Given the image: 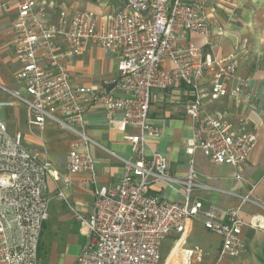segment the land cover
Masks as SVG:
<instances>
[{"label": "built area", "instance_id": "built-area-1", "mask_svg": "<svg viewBox=\"0 0 264 264\" xmlns=\"http://www.w3.org/2000/svg\"><path fill=\"white\" fill-rule=\"evenodd\" d=\"M115 1L120 8L102 22L91 12L66 9L50 22L40 0L0 5L5 12L10 3L17 8L12 43L19 64L16 80L23 90H11L0 82V264H39V242L49 219V176L64 184L58 196L87 239L75 264H161L164 241L175 236L182 241L194 220L221 238L223 255L237 259L246 251L240 237V208L222 210L193 200L196 190L209 189L200 183L196 153L238 168L256 146L255 133L238 130L223 116L204 109L205 99H241L248 80L238 76L239 53L225 58L203 54L197 44L186 41L187 35L199 34L212 45L209 0ZM92 46L117 58L120 75L114 89H108L109 84L73 85L70 64ZM182 88L195 98L185 105L193 123L187 143L191 166L185 178H178L171 174L168 158L152 148L161 129L151 120L150 110L155 91ZM2 95L12 101L2 100ZM16 102L26 108L27 133L43 146L48 124L74 138L63 175L30 149L23 133H10L4 111ZM94 109L102 110L104 121L114 128L128 130L124 140L130 156L123 159L121 181L98 187L85 213L69 202L66 190L79 173H88L96 182V162L89 151L93 140L86 132L87 115ZM159 185L176 191L182 200L151 194ZM240 198L253 202L250 196ZM192 255L190 251L188 258Z\"/></svg>", "mask_w": 264, "mask_h": 264}, {"label": "crops", "instance_id": "crops-1", "mask_svg": "<svg viewBox=\"0 0 264 264\" xmlns=\"http://www.w3.org/2000/svg\"><path fill=\"white\" fill-rule=\"evenodd\" d=\"M40 1L45 3L50 22L57 20L61 10L75 9L74 6L58 5L55 2L50 5L51 0ZM6 2L9 0H0V5ZM95 10L100 13L103 9ZM209 13L213 31L210 40L212 45L199 34L187 35L186 41L197 44L203 54L212 53L221 58L238 52V76L248 80V84L243 89L240 100L230 97L219 101L205 99L204 109L207 113L223 116L238 130L255 133L257 142L247 163L238 168L216 164L200 152L196 153L193 156L194 166L200 183L209 189L196 190L193 200L201 201L206 207L218 206L222 210L240 208V237L245 243L246 251L237 259L223 255L221 238L207 231L201 220H194L189 223L186 236L174 247L166 264H182L180 260L174 262V259L183 244H187L190 251L195 248L200 250L202 261L195 264H264V0H209ZM16 14L14 3L8 5L7 12L0 9V37L9 43V59H13L19 66L12 43V23ZM104 15H98L101 22ZM2 51L3 48L0 49ZM4 62L6 60L0 58V66ZM69 71L76 87L109 84L107 88L114 89V82L120 75L117 58L99 46H92L88 52L75 58ZM210 79L208 77L205 80V88L209 87ZM0 82L11 90L23 93L17 81H12L1 73ZM194 98L193 92L187 88L177 92L155 91L153 94L150 118L161 129V137L152 143V148L168 158L170 172L178 178H185L191 166L192 157L187 151V143L192 135L193 123L185 111V105ZM1 99L12 101L5 98V95ZM10 108H13V118L18 126L15 131L23 133L30 149L39 152L42 158L51 162L54 172L63 175L74 138L48 124L43 146L27 133L26 108L17 102ZM4 118L9 127L10 124L5 116ZM86 132L93 140L89 151L96 162V182H91L88 173H79L72 177V184L66 190L69 202L85 213L90 211L98 187L115 185L121 181L123 159L130 156V145L124 140L128 130L114 128L105 122L102 110L94 109L88 113ZM47 185V193L51 199L49 219L43 226L45 231L42 235V230L41 237L53 243L59 240L53 247L51 264H75L85 244V237L76 231L77 224L72 212L58 196L59 190L64 187L62 181L57 182L49 176ZM150 192L164 200H182V195L162 185L152 188ZM229 192L237 196L230 195ZM245 196H250L253 202L243 203L240 197ZM62 245L65 246V253L60 252Z\"/></svg>", "mask_w": 264, "mask_h": 264}, {"label": "rangeland", "instance_id": "rangeland-1", "mask_svg": "<svg viewBox=\"0 0 264 264\" xmlns=\"http://www.w3.org/2000/svg\"><path fill=\"white\" fill-rule=\"evenodd\" d=\"M56 3L58 5H68L69 7L74 6V10L79 11H88L96 16L103 15V14H109L113 13L114 11L118 10L120 8L119 3L115 0H51L50 5L52 3ZM100 8L103 9L102 12L98 13L95 9ZM104 15V16H105ZM3 48L4 51L0 52V58L6 60V63H3V66H0V73L2 76L9 78L10 80L16 82V73L18 72L19 66H17L16 62L11 58L10 55V47L9 43L6 39H4L2 36L0 37V49ZM15 77V78H14ZM10 88V87H9ZM5 98H10L8 95H5ZM22 107L23 105L20 104ZM4 116L7 119V122L9 125V131L10 133H15V129L18 127L16 124V120L13 118V108L6 107L4 111ZM69 208V207H68ZM70 209V208H69ZM71 211V209H70ZM72 212V211H71ZM75 222H76V231L78 234H82L85 237L84 231L81 229V226L79 222L77 221L74 213L72 212ZM45 228L43 230L42 235L44 234ZM46 239V238H45ZM44 237H41L40 246H39V258L38 262L40 264H51L52 263V257L54 255L53 247L55 244L59 243V240L57 239L54 243L51 242V240L47 241ZM179 241V237H168L163 244V250H162V262L161 264H166L168 258L170 257L171 252L173 251L174 247ZM87 239L85 237V244L86 245ZM83 246V247H84ZM193 252V255L191 258H188V254L190 252V249H188L187 244H183L179 250V252L176 255V258L174 259V262L177 260H180L182 264H195L196 262L200 263L202 261V255L200 254V250L193 249L191 250ZM61 253H65V246L62 245L60 249ZM173 264V263H171Z\"/></svg>", "mask_w": 264, "mask_h": 264}]
</instances>
